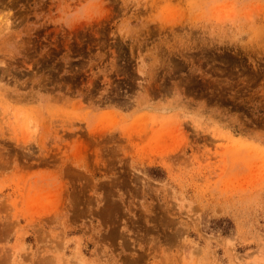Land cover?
Here are the masks:
<instances>
[{
    "label": "rangeland",
    "instance_id": "rangeland-1",
    "mask_svg": "<svg viewBox=\"0 0 264 264\" xmlns=\"http://www.w3.org/2000/svg\"><path fill=\"white\" fill-rule=\"evenodd\" d=\"M0 264H264V0H0Z\"/></svg>",
    "mask_w": 264,
    "mask_h": 264
}]
</instances>
